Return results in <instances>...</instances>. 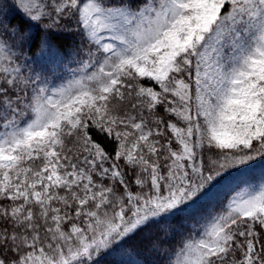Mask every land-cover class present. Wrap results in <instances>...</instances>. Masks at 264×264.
<instances>
[{
  "label": "snow or ice",
  "instance_id": "obj_1",
  "mask_svg": "<svg viewBox=\"0 0 264 264\" xmlns=\"http://www.w3.org/2000/svg\"><path fill=\"white\" fill-rule=\"evenodd\" d=\"M152 225L162 264H264V0H0V264H132Z\"/></svg>",
  "mask_w": 264,
  "mask_h": 264
},
{
  "label": "trees",
  "instance_id": "obj_2",
  "mask_svg": "<svg viewBox=\"0 0 264 264\" xmlns=\"http://www.w3.org/2000/svg\"><path fill=\"white\" fill-rule=\"evenodd\" d=\"M9 18L12 20L13 24H24L23 17L16 12L15 10H12L9 13ZM26 26V25H25ZM33 33H38L37 28L32 29ZM65 44H71L73 43L72 39L69 38L68 40L63 41ZM57 43H60V41H57ZM30 56L34 60H39L40 63L44 64L46 67L51 66L53 61L51 58L41 60L39 50L36 46V44H33L32 50L29 53ZM145 84H147V81H144ZM208 153H205V158L207 159ZM254 181L259 182L261 180V173L260 170L257 169L254 172L235 177L232 180H230L228 183L231 188H239L243 185H245L246 181ZM180 220L173 221V226H179ZM184 231H187L186 226L183 229ZM180 241L179 234H172L170 236H165L164 233L161 231L160 226L158 225H152L148 228H145L142 232H140L138 235H136L132 240L128 243V248L131 249L132 255L130 257V260L132 264H162V257L160 254H158L156 251L153 250V245H159L162 246L165 249H172L178 246Z\"/></svg>",
  "mask_w": 264,
  "mask_h": 264
}]
</instances>
